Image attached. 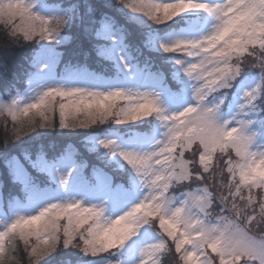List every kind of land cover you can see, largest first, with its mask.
<instances>
[{
    "label": "snow or ice",
    "instance_id": "1",
    "mask_svg": "<svg viewBox=\"0 0 264 264\" xmlns=\"http://www.w3.org/2000/svg\"><path fill=\"white\" fill-rule=\"evenodd\" d=\"M46 7L44 0H0V23L13 42L39 46L34 66L57 63L58 47L79 35L96 41L97 54L119 71L131 72L123 17L143 29L134 51L144 57L149 83L100 90L86 68L72 65L59 82L27 73L28 91L21 93L6 72L0 76V117L14 122L0 139V264H51L70 249L97 264H162L163 257L170 264H264V0H105L100 7L109 11L70 0L53 13ZM177 24L186 25L177 38L161 34L160 26ZM146 51L168 57L177 91L163 71H151ZM57 104L60 129L158 122L153 135L130 147L98 141L123 162L128 187L99 168L93 184L77 180L75 169L62 171L63 157L49 161L41 152L33 160L25 151L21 160L12 153L13 141L57 128ZM25 162L51 186L41 188ZM9 178L20 193L5 196ZM118 219L128 230L102 240Z\"/></svg>",
    "mask_w": 264,
    "mask_h": 264
},
{
    "label": "trees",
    "instance_id": "2",
    "mask_svg": "<svg viewBox=\"0 0 264 264\" xmlns=\"http://www.w3.org/2000/svg\"><path fill=\"white\" fill-rule=\"evenodd\" d=\"M49 4L56 6H66L70 0H46ZM80 2H86L98 7L99 11H109L100 7L105 0H80ZM83 14V10H82ZM85 20L87 17L85 16ZM118 22L123 24L131 33L128 43L130 48L125 50L132 56V65L137 66L138 69L145 68L144 57H138L134 51L137 47H142V37L140 33L143 31L140 25L127 22L123 17H118ZM183 24H177L174 29H170L167 25L160 26L161 34L167 32H174L180 29ZM155 27V26H154ZM72 37V33H68ZM96 41L84 39L77 35L76 38L70 39L65 45L58 48L61 53V57L57 63V72L60 74L67 66H81L87 69L88 72H93L99 76L103 75L109 78H113L118 69L112 61L105 60L100 57L95 51L93 44ZM32 43L13 42L11 37L10 27L3 23H0V76L5 72L7 73V79L10 86L15 89L24 90L27 84L24 74L29 68H31V53L34 50ZM145 56L150 58L151 71H163L165 78L169 81V87L172 90L177 89L175 81L171 80L170 73L172 71L171 62L168 57L162 52L146 51ZM7 66L6 68L4 66ZM3 80H0V88H3ZM10 98L5 95L4 100ZM122 104V103H120ZM58 106V104H57ZM59 111V106H58ZM53 122L57 125L54 130L41 129L33 133L30 136H23L22 141H13L11 151L23 160V152L27 151L33 160H35L41 152L45 155L47 160H59L65 155H72L73 160L79 165L77 173L78 175H86L89 170L93 168L102 169L113 177L114 182L129 186V174L125 171L124 167H121L122 161L118 157L113 158L103 149L100 145H97L96 138H104L108 133H121V134H141V129H145L146 122L134 125H116V124H104L97 129H77L68 130L60 129L59 113L55 112L52 116ZM13 124L11 117H0V139H2L7 133L12 134ZM17 143V144H16ZM190 154L186 153V157ZM25 166L28 167L32 176L37 177L40 184L45 174L36 172L32 169L27 162ZM5 166L3 159H0V177L5 176ZM194 186V185H193ZM20 193V186L14 184L9 178L7 186L4 190L5 196L16 195ZM61 223H64L63 221ZM171 243V241H169ZM22 247V245H21ZM51 258V264H78L85 261L93 260L90 257L84 256L77 249L65 250L54 254ZM214 256V255H213ZM26 261V257L24 258ZM162 264H170V257H163Z\"/></svg>",
    "mask_w": 264,
    "mask_h": 264
},
{
    "label": "rangeland",
    "instance_id": "3",
    "mask_svg": "<svg viewBox=\"0 0 264 264\" xmlns=\"http://www.w3.org/2000/svg\"><path fill=\"white\" fill-rule=\"evenodd\" d=\"M44 3L47 6L44 9V11L49 12V13H53V12H55L57 10V6L56 5L49 4V3H47L46 0H44ZM17 23H19V21H17ZM185 27H186V25L182 26L178 31L173 32L174 34H173V36L171 38L172 39H175L179 35H181L182 34L181 33V30L183 28H185ZM59 47H61V46H59ZM31 48H33L34 50L32 51V53L30 55L31 56L30 58H32V56L34 55V53L36 51H38L39 46H37L36 44H32V47ZM123 54H125L126 55V58L128 59L129 68H131V70H132L131 72H128L127 70H125V71H119L118 70L115 73V75L113 76V78H109V77H106V76H103V75H101V76L95 75L93 72H88L87 71L90 75H88L86 78L89 80V82L99 85L100 86V90H105L104 89V85H109V84H112V83H115V82H119L121 84V86H125V87H138V86L144 85L146 83H149V81L146 82V81H143V79L140 78L141 72H142V70L144 68L138 69L137 66L136 67L133 66L132 65V61H131L132 60V56L128 52H126V51H124ZM58 61H57V63H58ZM57 63L51 64L48 68H44L43 65H41L38 68V67L34 66L33 64H31V67L33 69V72L32 73H37L38 74V77L37 78L40 81H42V82L57 81L56 80V77L63 74V73L59 74L57 72ZM42 69H43V71H42ZM123 75L126 76V80H124V78L122 77ZM24 76L26 77L25 74H24ZM62 79H64V78H62ZM141 90H143V88H141ZM15 91H19V90L18 89H15ZM25 91H28L27 84L25 86V89L24 90H20L19 92L23 93ZM13 94H14V92H13ZM7 101L8 100H5V102H7ZM119 103H122L123 104V101H120ZM165 105L167 107H170V108L171 107H174V105L168 103L167 97H165ZM56 112L59 113L58 106H57ZM154 124H156V126L154 128V130L156 132L157 126H158V122L153 119L150 122H147V125L145 126V129H141V134H139V133L136 134L135 133V134H130L129 135V133H127V134H121V133H112L111 134V133H109V134L106 135L105 138H98V139H96L97 145H99L98 141L100 139H106V138H108V139H115V140H117L118 142H120L125 147H130V145H129V142L130 141H134L138 137H145V136H151V135H153L155 132L152 134L151 131L153 129V125ZM160 131L162 132V129ZM149 133H151V134H149ZM63 158L64 159H63V161L60 164L62 171L63 170L72 171L73 169H75L73 171V178L79 180L80 174L78 175V173H77V170H78L79 165L76 164V162L73 160L72 155L71 154L70 155L68 154V155H65ZM57 162H60V160H58ZM83 179L85 180L84 176H83ZM93 182H92V184H93ZM70 183H71V181H70ZM43 185H41L40 187L41 188L46 187L45 186V183ZM195 187H196V185H194L191 190L194 191L195 190ZM184 191H189V189L188 188H185ZM72 195H74L75 198H77V199H85V197L82 196V195H75V194H72ZM64 198H68V197L65 196ZM86 202H87V200H86ZM107 214L109 216H112L113 218H115L116 212H115L114 207L110 206L109 207V212ZM212 255H215V254L213 253ZM78 264H97V261L90 260V261H85V262H81V263H78Z\"/></svg>",
    "mask_w": 264,
    "mask_h": 264
},
{
    "label": "clouds",
    "instance_id": "4",
    "mask_svg": "<svg viewBox=\"0 0 264 264\" xmlns=\"http://www.w3.org/2000/svg\"><path fill=\"white\" fill-rule=\"evenodd\" d=\"M128 228H129V225L126 221L118 219L115 222L114 226L111 229H109V231L105 234L102 240H107L116 234L126 232Z\"/></svg>",
    "mask_w": 264,
    "mask_h": 264
}]
</instances>
